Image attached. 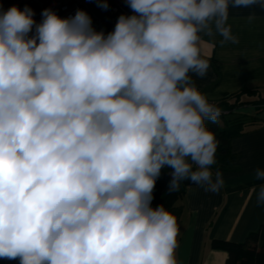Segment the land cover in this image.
I'll use <instances>...</instances> for the list:
<instances>
[{
  "label": "clouds",
  "instance_id": "1",
  "mask_svg": "<svg viewBox=\"0 0 264 264\" xmlns=\"http://www.w3.org/2000/svg\"><path fill=\"white\" fill-rule=\"evenodd\" d=\"M127 2L134 14L107 35L84 10L45 9L39 24L28 7L0 12V258L177 264V218L152 207L161 169H173L170 192L222 186L205 124L221 111L189 73L209 67L200 33L233 40L230 4L257 0Z\"/></svg>",
  "mask_w": 264,
  "mask_h": 264
},
{
  "label": "crops",
  "instance_id": "2",
  "mask_svg": "<svg viewBox=\"0 0 264 264\" xmlns=\"http://www.w3.org/2000/svg\"><path fill=\"white\" fill-rule=\"evenodd\" d=\"M226 26L231 28L233 40L224 41L214 25L212 34L200 33L202 55L209 67L202 77L189 73L194 86L209 102L246 86L264 95V0L250 7L230 4ZM235 112L257 116L258 124L232 140L237 155L232 168L212 170L214 175L221 174L219 191L195 183L188 186L177 219V264H227L228 252L214 248L213 240L244 242L264 223V204L257 201L264 180L255 175L257 169L264 170V110L257 113L251 104Z\"/></svg>",
  "mask_w": 264,
  "mask_h": 264
},
{
  "label": "trees",
  "instance_id": "3",
  "mask_svg": "<svg viewBox=\"0 0 264 264\" xmlns=\"http://www.w3.org/2000/svg\"><path fill=\"white\" fill-rule=\"evenodd\" d=\"M96 31L104 32L105 35L112 32L114 28L105 25L102 28H95ZM215 104L223 110V123L210 122L206 126L211 130L218 141L215 154V163L211 170H226L233 166L237 155L232 151V140L243 134L248 133L258 124L257 116L249 117L243 114H237V108L246 105H254L257 113L264 110V95L259 93L258 89L244 87L240 91L231 93ZM173 171L170 167L161 169L160 176L156 180L153 190L152 207L163 205L172 212L178 219L183 211L182 201L189 185L194 184L191 181H182L180 187L175 192L169 191V183L172 179L170 173ZM212 246L216 249L228 252L227 264H264V223L261 228L250 233L248 239L244 242H235L226 239H214ZM0 264H20L19 258L8 260L0 258Z\"/></svg>",
  "mask_w": 264,
  "mask_h": 264
},
{
  "label": "built area",
  "instance_id": "4",
  "mask_svg": "<svg viewBox=\"0 0 264 264\" xmlns=\"http://www.w3.org/2000/svg\"><path fill=\"white\" fill-rule=\"evenodd\" d=\"M106 2L107 8L101 6L100 0H0V12L7 11L14 5L21 10L25 7L36 6L37 9H32L34 12L33 19L36 24H39L43 20L42 12L45 9H51L61 18L74 17L78 10H84L91 17L94 29L102 28L105 25L115 28L116 22L121 15L134 14L127 0H106ZM34 34L35 25L29 35ZM210 103L217 106L215 102ZM220 111L223 113L222 109Z\"/></svg>",
  "mask_w": 264,
  "mask_h": 264
},
{
  "label": "rangeland",
  "instance_id": "5",
  "mask_svg": "<svg viewBox=\"0 0 264 264\" xmlns=\"http://www.w3.org/2000/svg\"><path fill=\"white\" fill-rule=\"evenodd\" d=\"M224 120H225V119L222 117V115H220V116H219V119H218V122L222 124ZM210 122H211V121H206L205 124H209Z\"/></svg>",
  "mask_w": 264,
  "mask_h": 264
},
{
  "label": "water",
  "instance_id": "6",
  "mask_svg": "<svg viewBox=\"0 0 264 264\" xmlns=\"http://www.w3.org/2000/svg\"><path fill=\"white\" fill-rule=\"evenodd\" d=\"M31 9H37V7L35 6V7H30Z\"/></svg>",
  "mask_w": 264,
  "mask_h": 264
}]
</instances>
